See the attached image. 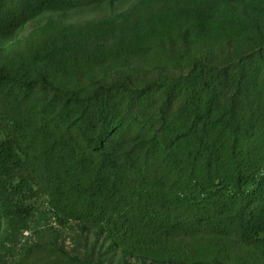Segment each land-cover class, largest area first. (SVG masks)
I'll return each instance as SVG.
<instances>
[{
	"label": "trees",
	"instance_id": "obj_1",
	"mask_svg": "<svg viewBox=\"0 0 264 264\" xmlns=\"http://www.w3.org/2000/svg\"><path fill=\"white\" fill-rule=\"evenodd\" d=\"M38 219L103 249L47 264H264V0H0V264Z\"/></svg>",
	"mask_w": 264,
	"mask_h": 264
},
{
	"label": "rangeland",
	"instance_id": "obj_2",
	"mask_svg": "<svg viewBox=\"0 0 264 264\" xmlns=\"http://www.w3.org/2000/svg\"><path fill=\"white\" fill-rule=\"evenodd\" d=\"M129 3L121 7L125 9ZM110 14V10L102 7H90L70 11L64 14H59L60 19L68 23H83L91 19L103 18ZM37 20L28 23L21 29V35H25L37 24ZM38 231L36 234L33 230ZM47 240H53L57 244V248L63 249L65 254L71 257L84 259L88 254H92V258L99 257L98 252L103 251L100 243L93 246V237L90 233L85 232L81 227L73 226L72 230H65L58 227L53 221L38 219L32 225L31 231H24L22 235L14 238L8 243L10 251L8 261L13 264H47L50 261H56L59 256H62L57 251H52L48 248ZM39 244L46 245L42 251ZM54 247V248H55ZM41 258V262H36ZM45 259V260H44Z\"/></svg>",
	"mask_w": 264,
	"mask_h": 264
}]
</instances>
